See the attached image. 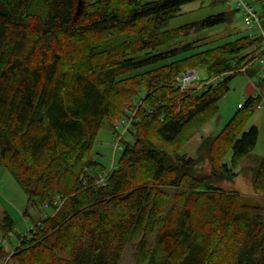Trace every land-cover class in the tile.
Instances as JSON below:
<instances>
[{
	"label": "trees",
	"instance_id": "trees-1",
	"mask_svg": "<svg viewBox=\"0 0 264 264\" xmlns=\"http://www.w3.org/2000/svg\"><path fill=\"white\" fill-rule=\"evenodd\" d=\"M204 1L0 0V167L31 205L51 211L21 237L15 264H120L128 246L135 264H264V208L216 185L255 149L258 129L246 128L263 98L203 141L210 174L179 155L231 82L256 76L264 57L260 36L196 38L237 10L170 28L184 6ZM197 69L208 74L201 83L216 82L182 93L177 79ZM104 126L122 136L108 170L93 155ZM254 187L264 192V157ZM13 228L6 215L5 240Z\"/></svg>",
	"mask_w": 264,
	"mask_h": 264
},
{
	"label": "rangeland",
	"instance_id": "rangeland-1",
	"mask_svg": "<svg viewBox=\"0 0 264 264\" xmlns=\"http://www.w3.org/2000/svg\"><path fill=\"white\" fill-rule=\"evenodd\" d=\"M219 3L220 0H205L204 2L184 6L182 13L172 20L170 28L176 29L190 23L199 22L210 15L226 12L231 9L227 5ZM255 7L260 16L262 4L257 3ZM258 33V31H254L252 35H258ZM252 35L244 26L241 14L237 13L234 22L230 25L203 32L196 38H199L201 43H209L219 42V40L224 39L225 41L234 40L237 37ZM195 40L192 38L187 41L194 42ZM261 58L264 61V57ZM253 68L257 71L256 76L249 77L241 73L231 82L230 92L220 101L217 115L189 139L179 150V155L195 160L198 163L197 168L199 171L210 174L211 168L208 161L205 159V156L200 157L199 148L203 141L208 137H215L221 133L225 125L237 113L238 105L245 103L250 97L261 96L263 98L261 106L254 113L246 128V130H249L255 126L258 129L259 136L255 149L242 160L237 169L238 175L234 179H220L221 181L216 183V185L227 193L238 192L246 204L264 208V192L256 190L254 187L255 172L264 157V82L260 80L264 75V63L259 60L254 63ZM197 75L200 80L196 85H200L201 81L204 82V80L208 79V74L203 69H197ZM122 125L118 128L120 135H122L124 129L127 127V123L126 125ZM116 138V134L108 126H104L99 132L93 148L94 157L107 170L113 161ZM127 138L126 136L125 140ZM120 156L121 152L116 151L114 159L116 165L119 162ZM229 161L230 155L226 159V162ZM169 203H173L172 199H169ZM6 214H9L14 222L13 232L9 234L7 240H5V235L2 231V224ZM50 214V209H38L31 205L26 194L10 171L4 167H0V243L3 240L6 241L7 244L4 246V249L10 253L6 259L0 260V264H15L10 260V257L12 252L20 245L21 237L23 239L39 220L41 222L43 218ZM149 239L153 241L154 236H149ZM133 253V248L128 246L120 264H135Z\"/></svg>",
	"mask_w": 264,
	"mask_h": 264
},
{
	"label": "built area",
	"instance_id": "built-area-1",
	"mask_svg": "<svg viewBox=\"0 0 264 264\" xmlns=\"http://www.w3.org/2000/svg\"><path fill=\"white\" fill-rule=\"evenodd\" d=\"M262 1L263 0H225V3L229 8L233 10H237L241 14L242 22L244 26L246 27L247 31L251 35L253 34L254 31H258L259 32L258 35H255V36H260L264 40V28L262 25V20L255 7L257 3H260ZM260 61L264 63L262 58L260 59ZM243 72H245V70H243ZM230 74H232V72ZM262 77L264 79V75ZM199 80L200 78L197 75V70H187L184 74L181 75V77L177 79L178 89L182 93H186L190 90L204 91L209 85L214 84L216 82V79H213L205 83H200V85H196L197 82H199ZM238 107H241V104L238 105ZM128 122L129 123H127V127L130 126L131 119ZM127 127L124 129L122 135H124ZM121 139H122V136L116 138V146H115L114 153H113L114 156H115L116 151L121 150V147L119 146V144L121 143ZM106 175L107 174H105V176ZM102 176H100L101 180L103 179ZM100 182L102 183L103 180ZM54 205H57V206L60 205L59 198H57L54 201ZM49 208H50L49 205L44 206V209L46 210H48ZM5 243L6 241H4V244Z\"/></svg>",
	"mask_w": 264,
	"mask_h": 264
},
{
	"label": "crops",
	"instance_id": "crops-1",
	"mask_svg": "<svg viewBox=\"0 0 264 264\" xmlns=\"http://www.w3.org/2000/svg\"><path fill=\"white\" fill-rule=\"evenodd\" d=\"M6 215L10 216L9 214H6ZM39 218H40V217H39ZM39 223H40V220H39V222H37V224H39ZM7 260H8V259H7ZM7 260H6V261H7ZM10 260H11V259H10Z\"/></svg>",
	"mask_w": 264,
	"mask_h": 264
},
{
	"label": "water",
	"instance_id": "water-1",
	"mask_svg": "<svg viewBox=\"0 0 264 264\" xmlns=\"http://www.w3.org/2000/svg\"><path fill=\"white\" fill-rule=\"evenodd\" d=\"M77 15H79V12H78V14Z\"/></svg>",
	"mask_w": 264,
	"mask_h": 264
}]
</instances>
